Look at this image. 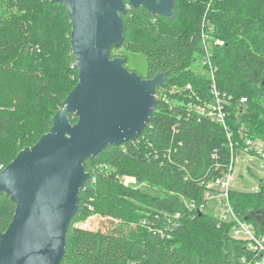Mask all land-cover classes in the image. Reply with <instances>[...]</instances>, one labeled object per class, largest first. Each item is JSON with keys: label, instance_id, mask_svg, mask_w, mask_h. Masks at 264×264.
Instances as JSON below:
<instances>
[{"label": "trees", "instance_id": "1", "mask_svg": "<svg viewBox=\"0 0 264 264\" xmlns=\"http://www.w3.org/2000/svg\"><path fill=\"white\" fill-rule=\"evenodd\" d=\"M124 1L130 6L121 15L125 40L112 49L111 59L123 49L126 54L117 57L126 58L127 68L128 54L143 53L148 73L142 77L166 73V85L157 89L153 114L139 137L83 161L88 178L61 264L261 262L246 239L234 236L233 221L208 217L200 207L207 203L209 182L228 174L232 159L248 150L247 141L264 145V0H177L174 18L153 16ZM203 30L224 43L209 41L217 87L229 101L226 127L189 107L212 101L206 67L201 65V74L192 68L205 53ZM71 34V17L60 2L0 0V167L50 132L55 114L78 84ZM248 153L257 155L255 149ZM123 177L160 194L150 196ZM229 199L234 215L264 235V218L259 219L264 184L254 193L230 189ZM145 210L152 217H143ZM15 211L16 204L2 195L0 236ZM89 214L119 224L108 232L74 226Z\"/></svg>", "mask_w": 264, "mask_h": 264}, {"label": "water", "instance_id": "2", "mask_svg": "<svg viewBox=\"0 0 264 264\" xmlns=\"http://www.w3.org/2000/svg\"><path fill=\"white\" fill-rule=\"evenodd\" d=\"M54 1L71 17L79 82L50 132L0 171V197L16 204L0 236V264H61L88 178L83 161L139 137L153 114L157 89L166 85V73L145 79L125 67L126 58L111 59L112 49L125 40L121 15L130 6L124 0ZM129 1L153 16L175 17L177 0Z\"/></svg>", "mask_w": 264, "mask_h": 264}, {"label": "rangeland", "instance_id": "3", "mask_svg": "<svg viewBox=\"0 0 264 264\" xmlns=\"http://www.w3.org/2000/svg\"><path fill=\"white\" fill-rule=\"evenodd\" d=\"M126 51L123 49H116L114 51V55L122 56L125 55ZM128 66L127 68L132 72H136L141 76H146L148 73V60L143 53L138 54H128ZM116 56V57H117ZM193 72L196 74L204 73L201 68L200 59L197 60L196 64L193 65ZM181 90V89H178ZM177 89H173V92L176 93ZM166 97V95H164ZM264 104V99L260 102ZM23 146L19 144L18 149L21 150ZM2 152H0L1 154ZM2 161H0L1 163ZM230 187L232 190L241 192V193H254L260 192L262 189V183L264 184V157L262 156H254L249 153L241 152L237 154L234 170L231 175ZM125 184L141 189L144 193L150 196H158L160 191L151 187L147 183L139 184L135 181L133 177H123L122 178ZM228 180V179H226ZM208 186L215 189L218 192L223 191V187L221 185H216L214 182H209ZM209 189V191H210ZM217 192V193H218ZM217 193L213 194V198L209 199L206 203V207L201 210L205 212L208 217H212L215 219H226V221H230L232 219L231 206H234L233 201L230 202V199H226L225 197H217ZM189 204V203H188ZM232 204V205H231ZM259 219L264 218V209L259 212ZM143 217H152V214L148 211H144ZM258 218V217H257ZM145 219V218H144ZM118 221L112 220L109 218L101 217L97 214H89L78 218L74 222V226L76 228L88 231H103L108 232L112 230L116 225H118ZM253 227V225H251ZM254 229V228H253ZM264 232L263 230H261ZM245 264H251L249 262H245ZM256 264H264L261 262H257Z\"/></svg>", "mask_w": 264, "mask_h": 264}, {"label": "built area", "instance_id": "4", "mask_svg": "<svg viewBox=\"0 0 264 264\" xmlns=\"http://www.w3.org/2000/svg\"><path fill=\"white\" fill-rule=\"evenodd\" d=\"M203 27H204V24H203ZM202 39L204 43L205 53L203 57L200 59V61H201V65L206 67L207 69L206 72L211 80L212 101L207 104H199V105L196 103L195 104L190 103L189 107L191 109H194L196 113L200 115L201 117L209 118L215 121L216 123H219L220 125L226 127V121L228 118L226 106L229 103V101L227 99V95L221 93L217 87L216 76H215L216 68L210 61V58H211V50H210L211 43L210 42H212L213 46H223L224 43L216 39L212 41L211 36L208 34V31L206 30H203L202 32ZM186 89L191 93L190 98L192 99L193 97L191 96H195V95L193 93V89L191 85H188ZM241 103H246V99H242ZM247 146H249V148L247 151H245V153H248L249 149L251 150L255 149L258 156L264 157V145L262 144L256 145L255 143L249 140L247 141ZM235 160L236 158L232 159V163L230 165L228 174L224 178L222 179L218 178V180L214 182L216 185H221L223 187V191L218 192L217 197L220 196V197H225L226 199L229 198V190L231 189L230 182L232 179L231 175L234 170ZM3 169H4L3 167H0V171ZM208 189H210L209 186H208ZM212 189L213 188H211L210 191L208 190L205 193L204 197L206 201L213 198L212 196L214 193ZM191 206L192 208L196 207L195 204H192ZM205 207L206 205H201L200 208L202 209ZM231 215H232V219L230 221H233L235 223L234 228L232 230L234 236L237 238L246 239L248 241V248L250 249V251L256 253L257 255H260L262 259L261 263H264V235H261V236L256 235L253 227L247 222L242 221L239 218H237L234 215L233 211H231ZM225 218L227 219V217ZM226 219H223V220L226 221Z\"/></svg>", "mask_w": 264, "mask_h": 264}]
</instances>
